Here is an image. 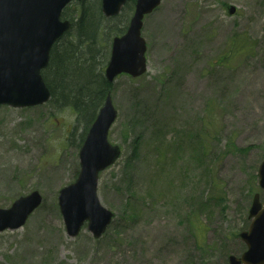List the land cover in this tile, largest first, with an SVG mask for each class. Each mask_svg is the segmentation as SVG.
Masks as SVG:
<instances>
[{
	"label": "rangeland",
	"instance_id": "obj_1",
	"mask_svg": "<svg viewBox=\"0 0 264 264\" xmlns=\"http://www.w3.org/2000/svg\"><path fill=\"white\" fill-rule=\"evenodd\" d=\"M141 33L147 71L110 91L121 151L99 175L114 212L100 238L86 224L69 236L58 208L79 169L72 109L0 105V207L43 198L0 232V264H227L244 249L253 194L264 203V0H161Z\"/></svg>",
	"mask_w": 264,
	"mask_h": 264
},
{
	"label": "water",
	"instance_id": "obj_2",
	"mask_svg": "<svg viewBox=\"0 0 264 264\" xmlns=\"http://www.w3.org/2000/svg\"><path fill=\"white\" fill-rule=\"evenodd\" d=\"M71 0H0V104L25 107L41 104L50 97L41 71L49 60L53 43L68 29L61 20L64 6ZM126 0H100L101 11L110 17L119 13ZM160 0H135L134 10L125 32L114 36L104 75L112 82L121 73L132 77L147 69L146 42L141 35L144 15L152 12ZM234 12L228 6V13ZM117 116L108 92L95 119L88 128L78 152L79 172L74 182L58 193V206L66 232L75 236L87 221V228L98 238L110 224L113 213L103 206L97 195L98 174L119 155L111 144L108 131ZM258 184L264 189V158L258 168ZM42 196L37 190L19 196L10 207L0 208V231L16 229L37 208ZM247 230L240 233L247 248L240 256L230 255L229 264H264V206L254 194Z\"/></svg>",
	"mask_w": 264,
	"mask_h": 264
},
{
	"label": "trees",
	"instance_id": "obj_3",
	"mask_svg": "<svg viewBox=\"0 0 264 264\" xmlns=\"http://www.w3.org/2000/svg\"><path fill=\"white\" fill-rule=\"evenodd\" d=\"M134 1L128 0L121 12L110 18L102 15L100 0L72 2L62 11V18L69 19L71 26L52 46L42 77L54 108L70 107L76 125H83L81 141L112 89L103 74L109 51L103 54L102 39L106 35L111 40L125 31Z\"/></svg>",
	"mask_w": 264,
	"mask_h": 264
}]
</instances>
